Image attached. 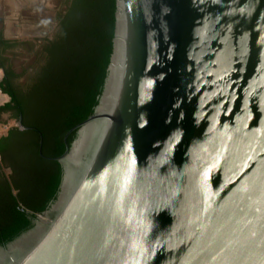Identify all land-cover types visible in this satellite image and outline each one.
Here are the masks:
<instances>
[{
  "label": "water",
  "instance_id": "95a60500",
  "mask_svg": "<svg viewBox=\"0 0 264 264\" xmlns=\"http://www.w3.org/2000/svg\"><path fill=\"white\" fill-rule=\"evenodd\" d=\"M114 17L57 196L0 264H264V0H115Z\"/></svg>",
  "mask_w": 264,
  "mask_h": 264
},
{
  "label": "trees",
  "instance_id": "16d2710c",
  "mask_svg": "<svg viewBox=\"0 0 264 264\" xmlns=\"http://www.w3.org/2000/svg\"><path fill=\"white\" fill-rule=\"evenodd\" d=\"M114 12L115 0H70L51 38L11 56L7 50L22 42L4 38L0 30L2 88L12 97L0 113L10 112L16 120L22 113L23 126L30 127H13L0 137L2 165L10 168L9 174L0 170V245L33 226L35 213L57 196L62 166L56 157L65 151V134L98 102L112 51ZM20 54L34 61L16 65ZM76 135L75 130L69 133L68 144ZM52 140L55 149H46Z\"/></svg>",
  "mask_w": 264,
  "mask_h": 264
},
{
  "label": "flooded vegetation",
  "instance_id": "af4514ba",
  "mask_svg": "<svg viewBox=\"0 0 264 264\" xmlns=\"http://www.w3.org/2000/svg\"><path fill=\"white\" fill-rule=\"evenodd\" d=\"M58 5L55 7L56 10H53L55 12L53 19L51 21H43L41 22V19L35 18V15L38 13V11H41L39 9H44L46 6L49 5V0H5L6 5L9 7L10 5H17L18 7H11L10 9H4L3 11L7 14H12L14 19H16L19 23L16 24L17 29L16 30H9L4 31L2 30V34L4 38L10 39V40H17L22 42L21 45L17 47H12L7 50V55L11 56V52H19V53H26V51L30 50L31 44H33L34 49L41 43L43 38L48 37L51 38L54 34V31L56 29L58 19L61 14L65 13L67 11V8L69 6L70 0H58ZM12 8V9H11ZM6 14V15H7ZM34 15V16H33ZM1 17L4 19L5 15H1ZM37 21V22H33ZM47 26L46 31H40V27ZM40 26V27H39ZM39 27V29H37ZM11 34V36H10ZM26 34V35H24ZM19 35V36H18ZM10 36V37H9ZM24 36H29L28 39H22ZM12 38V39H11ZM33 50V49H32ZM15 59V63H16ZM34 61V56L29 59V61L26 62L25 66H28ZM21 62V61H20ZM19 63H16V65ZM26 78V75L22 76L21 81H24ZM11 96V95H10ZM12 101V97L10 102ZM9 102V103H10ZM8 103V104H9ZM10 112L2 111L0 113L1 117H9ZM4 117V118H5ZM22 122V113L19 117ZM22 128L30 129V127L24 126ZM72 131H69L64 136L65 143L67 144V137L69 133ZM33 137V136H32ZM46 149H55V142L52 140L50 143H47ZM39 153H41L42 156H44V153L42 151V138L39 141Z\"/></svg>",
  "mask_w": 264,
  "mask_h": 264
},
{
  "label": "rangeland",
  "instance_id": "374dc122",
  "mask_svg": "<svg viewBox=\"0 0 264 264\" xmlns=\"http://www.w3.org/2000/svg\"><path fill=\"white\" fill-rule=\"evenodd\" d=\"M58 3H59L58 0H49V5L46 6L44 9H39L41 11H38V13L35 15V18L41 19V22H43V21H48V22L51 21L53 19L54 14H55V12L53 10H56L55 7L58 5ZM10 6L11 7L14 6L15 8L18 7L17 5H10ZM10 6L8 7L6 5L5 0H0V28L3 29L4 31L5 30L6 31L16 30L17 29L16 24L19 23L16 19H14L12 14H7V13H5L3 11L4 9H7V8L10 9ZM2 14H3V16L5 15L4 19L1 17ZM33 22H37V21H33ZM39 27L37 29H39ZM40 28H41L40 31H42V30L46 31L47 30V26L46 25L43 26V27L41 26ZM24 35H26V34H24ZM10 36H11V34H10ZM28 38H29V36H24L22 39H28ZM26 59H27V61H29L30 57H26V55L20 54L19 55V59L16 60V62L18 63V61H26ZM4 117H0V118L2 119ZM5 118L8 121H10V124H14V122H15L14 118H8V117H5Z\"/></svg>",
  "mask_w": 264,
  "mask_h": 264
},
{
  "label": "built area",
  "instance_id": "2783aa9c",
  "mask_svg": "<svg viewBox=\"0 0 264 264\" xmlns=\"http://www.w3.org/2000/svg\"><path fill=\"white\" fill-rule=\"evenodd\" d=\"M3 78H4V70L0 66V109L2 107H4L5 105H7L10 102V100H11L10 94L8 92H6L5 90H3V88H2V80H3ZM6 120H7L6 118L5 119L4 118H2V119L0 118V137L2 135H4L10 128L21 126L19 120L15 119L14 124H10V121H8V120L6 121ZM0 170L5 172L6 174L10 173V168L4 167L2 165V155H1V153H0Z\"/></svg>",
  "mask_w": 264,
  "mask_h": 264
}]
</instances>
